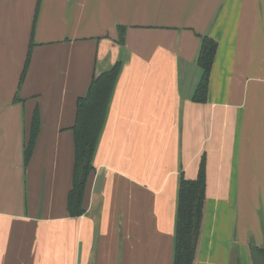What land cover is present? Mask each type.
<instances>
[{"label":"crops","instance_id":"1","mask_svg":"<svg viewBox=\"0 0 264 264\" xmlns=\"http://www.w3.org/2000/svg\"><path fill=\"white\" fill-rule=\"evenodd\" d=\"M205 35L219 46L208 101L196 103ZM119 60L85 213L72 217L77 100ZM203 157L195 264H253L251 246L264 247V0H0V264H173L180 176L195 179Z\"/></svg>","mask_w":264,"mask_h":264},{"label":"trees","instance_id":"2","mask_svg":"<svg viewBox=\"0 0 264 264\" xmlns=\"http://www.w3.org/2000/svg\"><path fill=\"white\" fill-rule=\"evenodd\" d=\"M124 42V30L121 31L120 43ZM33 45V44H32ZM32 45L22 73L23 81L30 60ZM218 41L209 35L202 37V44L197 64L202 75L192 95V101H208L212 68L218 51ZM122 68L119 60L98 76H94L87 93L77 100L76 120L73 126L75 140V163L72 188L68 194V212L72 217L85 213L83 208L86 185L94 169L93 158L106 122L109 104ZM41 117L35 111L30 138L25 149L28 162L33 154L39 135ZM207 169L203 157L195 179L180 176L178 211L174 236L173 264H195L198 245L204 219L206 203ZM253 264H264V247L251 246ZM239 263V262H238Z\"/></svg>","mask_w":264,"mask_h":264}]
</instances>
